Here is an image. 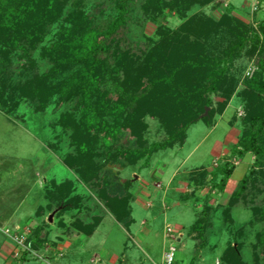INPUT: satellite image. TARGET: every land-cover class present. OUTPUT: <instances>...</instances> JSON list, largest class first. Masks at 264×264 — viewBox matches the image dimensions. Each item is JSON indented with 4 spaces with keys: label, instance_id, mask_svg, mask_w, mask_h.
<instances>
[{
    "label": "trees",
    "instance_id": "1",
    "mask_svg": "<svg viewBox=\"0 0 264 264\" xmlns=\"http://www.w3.org/2000/svg\"><path fill=\"white\" fill-rule=\"evenodd\" d=\"M15 7L18 12L10 13ZM218 7V0H0V27H6L5 34L11 39L4 44L0 39V69L11 70L19 64L24 59V47L39 50V59L50 68L38 78L29 79L27 73L23 74L17 84L11 71L8 75L0 72V103L7 105L9 114L18 106L19 102L14 103L17 97L38 103L39 112L71 102L73 112L66 114L63 122L72 131L76 146L99 145L100 133L96 131H102L98 119L105 109L98 96L100 80L113 77L122 94L111 110L116 114L114 124L107 129L114 130L115 138L118 131L131 125L134 141L127 154L152 158L155 153L183 145L188 129L200 121L206 108L214 107V97L225 99L220 106L224 112L242 82L246 61L256 59L257 74L246 81L245 89L237 96L245 111L238 153L253 154L257 160L224 207L229 215L243 203L251 212V230L237 228L232 216L228 218V222L233 221L229 234L235 240L228 241L220 262L251 264L243 251L250 231L257 243L252 246L253 264H264V196L263 204L256 206L264 193V20L258 22V27L246 24L233 14V6L215 20L206 9ZM171 13L183 21L176 30L162 25ZM149 21L158 26L154 38L145 33ZM48 32L51 39L46 40L42 34ZM144 40L154 46L147 54L140 51ZM134 46L139 50L135 51ZM25 58L31 59L28 54ZM37 66L38 62L32 68ZM213 114L204 120L209 121ZM148 118L160 122L164 141L150 142ZM117 159H108L97 171ZM235 170L227 163L212 173L205 169L192 172L187 177L192 188L190 196L196 199V194L208 187L224 195ZM78 171L88 182L95 180L90 170ZM52 194L50 191L45 195L49 202ZM114 198L118 207L125 204L124 219L132 224L129 198ZM208 200L210 194L199 200L203 207L189 228V237L196 242L208 239L215 226L213 213L223 207ZM42 233V229L34 231L29 239L31 246L46 243Z\"/></svg>",
    "mask_w": 264,
    "mask_h": 264
},
{
    "label": "rangeland",
    "instance_id": "2",
    "mask_svg": "<svg viewBox=\"0 0 264 264\" xmlns=\"http://www.w3.org/2000/svg\"><path fill=\"white\" fill-rule=\"evenodd\" d=\"M218 3L220 8L206 9L215 20H220L222 13L232 6L236 8L233 14L246 24L258 27V22L264 20V0H218ZM11 12H18L17 7ZM162 25L176 30L183 21L171 13ZM5 28L0 27L2 44L11 40ZM144 29L148 37H156L157 24L149 21ZM42 37L51 39V33H43ZM155 45L156 48L158 45ZM151 48L154 46L151 47L147 40L140 43V51L146 54ZM134 49L139 50L136 46ZM24 50L21 57L24 59L14 68L0 69L5 75L11 71L15 84L21 81L23 74L33 79L50 69L39 59V50L31 47H24ZM27 54L31 59L25 58ZM36 61L38 66L32 68ZM246 63L242 82L226 110L223 112L220 107L225 99L214 97V107L206 108L200 121L188 129L183 145L155 153L152 158L127 154L130 152L128 146L134 141L131 125L118 131L119 136L115 138L114 130L107 129L114 124L116 114L111 110L120 102L122 94L113 77L100 80L98 96L105 109L98 119L102 131L95 130L100 133L99 145L76 146L72 131L65 128L63 122L64 116L73 112L71 102L57 103L39 112L38 103L17 97L13 101L19 102L18 106L9 114L5 109L7 105L0 103V264H162L163 254L171 243L177 247V264L220 262L228 241L235 240L229 234L230 223L234 221L237 228L248 229L251 219V212L243 203L229 215L224 209L257 160L253 154L240 156L238 153L245 111L237 93L245 89L246 81L252 80L259 70L256 59ZM252 65L256 70L250 75L248 71L254 69L250 68ZM56 100L58 102V96ZM211 112L214 114L210 120H204ZM147 123L151 143L166 139L159 121L148 118ZM216 142L222 147L215 156L211 151ZM114 158H118L117 162H109L104 170L97 171L102 163ZM227 163L234 165L236 170L224 195H217L208 187L198 192L196 199L190 196L192 188L186 183L192 172L205 169L212 173ZM79 169L90 170L95 180L88 182V178L78 174ZM50 191L53 194L49 202L45 195ZM182 191L186 194H181ZM208 194L210 204L223 207L213 213L215 226L208 239L201 243L191 239L187 232L203 207L199 200ZM262 194L256 206L263 204ZM117 196L123 200L129 198L135 220L132 224L124 219L125 204L121 208L118 203L114 204ZM40 206L49 217L35 216ZM230 216L233 221L228 222ZM101 220L100 227L92 235ZM43 221L44 225L35 226ZM30 222L32 224H27ZM45 225L51 227L52 236H59L61 241L70 242L69 245L64 243L59 248L60 243L56 242L55 247L51 246ZM179 226L185 231H177ZM38 229H42L41 237L47 241L43 245L36 242L38 247L31 246L29 239ZM168 229L175 234L170 236ZM249 232L251 237L245 242L243 251L247 261L253 264L252 246L257 243ZM16 235L21 236L22 246L16 242Z\"/></svg>",
    "mask_w": 264,
    "mask_h": 264
},
{
    "label": "crops",
    "instance_id": "3",
    "mask_svg": "<svg viewBox=\"0 0 264 264\" xmlns=\"http://www.w3.org/2000/svg\"><path fill=\"white\" fill-rule=\"evenodd\" d=\"M39 184H40V182H39ZM231 184V181L229 182V185ZM186 185L188 186V184L186 183ZM40 186H41V184H40ZM41 188L42 189H44L43 188V186H41ZM179 191V190H178ZM180 193V192H179ZM181 194H186V193H184L183 191L181 192ZM45 199H46V197H45ZM43 206H40L39 208H38V210H37V212H36V214H35V216L36 217H44V218H47V217H49V214L48 213H45L44 212V210H43ZM40 212H42V213H40ZM46 221V220H45ZM45 221H43V222H41L39 225L37 224V225H35V226H42V225H44V223H45ZM133 222H135V220L133 219ZM101 223H102V220L100 221V223H98V225H97V227H96V230L94 231V233L92 234V235H94L95 234V232L98 230V228L100 227V225H101ZM27 224H32V222H30V223H27ZM17 227L18 226H22V225H16ZM38 227V228H39ZM45 227V234H46V236H47V240L48 241H50L51 242V246H55L54 244L57 242V243H60V245H59V248H60V246L62 245V244H64V243H67L68 245H69V243L70 242H66V241H64L63 242V240L61 241V239H59V236H52V230H51V227L49 226V225H45L44 226ZM177 229V231H185V229L184 228H182L181 226H179V227H177L176 228ZM177 233V232H176ZM187 235L189 236V230H188V232H187ZM41 239H42V237H41ZM181 237L177 240V241H181ZM171 242H172V240H171ZM173 242H175V241H173ZM172 244V243H171ZM170 246V245H169ZM168 248V247H167ZM166 251V250H165ZM163 256H164V254H163ZM162 261H163V257H162ZM214 264H215V261H214Z\"/></svg>",
    "mask_w": 264,
    "mask_h": 264
},
{
    "label": "built area",
    "instance_id": "4",
    "mask_svg": "<svg viewBox=\"0 0 264 264\" xmlns=\"http://www.w3.org/2000/svg\"><path fill=\"white\" fill-rule=\"evenodd\" d=\"M250 68H254L253 70L250 69L248 71V73L251 75L252 72H255L256 69H255L254 65H252ZM168 231H169L168 233H170V236H171V233H173V235L175 234L172 229H168ZM9 235H10V232H9ZM11 236H12V234H11ZM15 239L19 245H21V246L23 245V240H22L21 236L16 235ZM172 241H176V240H172ZM176 256H177V247L175 245L171 244L170 246H168V248L166 249V251L164 253L162 264H177L176 263ZM216 264H220V262H217Z\"/></svg>",
    "mask_w": 264,
    "mask_h": 264
},
{
    "label": "bare ground",
    "instance_id": "5",
    "mask_svg": "<svg viewBox=\"0 0 264 264\" xmlns=\"http://www.w3.org/2000/svg\"><path fill=\"white\" fill-rule=\"evenodd\" d=\"M222 147V144L220 142H216L213 146V149H212V154H214L216 156L217 152L221 149Z\"/></svg>",
    "mask_w": 264,
    "mask_h": 264
}]
</instances>
